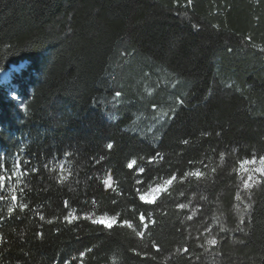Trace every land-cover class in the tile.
<instances>
[{
  "label": "trees",
  "instance_id": "obj_1",
  "mask_svg": "<svg viewBox=\"0 0 264 264\" xmlns=\"http://www.w3.org/2000/svg\"><path fill=\"white\" fill-rule=\"evenodd\" d=\"M21 63L0 83V264H264V177L241 173L264 157V0H0V76Z\"/></svg>",
  "mask_w": 264,
  "mask_h": 264
},
{
  "label": "snow or ice",
  "instance_id": "obj_2",
  "mask_svg": "<svg viewBox=\"0 0 264 264\" xmlns=\"http://www.w3.org/2000/svg\"><path fill=\"white\" fill-rule=\"evenodd\" d=\"M188 5L192 4V0H186ZM117 96L120 95L119 92L116 93ZM185 144L189 143V141L185 140L184 141ZM106 147L111 150L113 149V144L112 143H108L106 145ZM157 156H159V153L156 154ZM224 158L223 153L221 154V159ZM101 160L103 159V156H101L100 158ZM152 161H149V163H151ZM97 163H99V161H97ZM136 161L132 160L129 161L127 164V167L129 169H133L134 165H136ZM247 163V161L245 162ZM260 163L262 165L261 168L257 169L256 171L260 173V175L262 177H264V157H261ZM17 167H19V164H17ZM61 172L63 171V166H61ZM33 171H36L35 169ZM213 171H216L215 169H213ZM139 172L140 173H144L145 172V168L141 167L139 168ZM205 174L200 171V170H195V171H190L184 174L183 177H181V179H183L184 177H196L197 179H200L201 177H203ZM66 179H68V177L65 176H61L60 179L57 181V183H63ZM3 178H0V187H3V183H2ZM112 178L108 177L106 179H103L102 183L106 188H112V183H111ZM177 180V176L176 175H171L169 178L165 179L163 181V183H157V185L155 187H152L150 190H141V189H137V193H138V198L141 202L146 203V204H153L155 203L161 196L162 193H165L168 191L169 187ZM138 184H142V182L140 180H137ZM260 183V181L255 180L253 176L249 175L247 177V179H245L243 181V187L245 190L251 189L253 187V184H258ZM250 198V197H249ZM3 199H7V197H4L3 195H0V200ZM235 199L237 201H241V194L238 192L235 195ZM17 200L18 197L15 194V192H13V194L11 195V206H9L7 208V212L9 215H12L16 212L17 207L19 209V212H24L26 210V208H28V205L26 203H19L17 205ZM115 203V201H114ZM65 207L67 208L68 202L65 201L64 202ZM178 208L180 209H185L188 207L187 204H178L177 205ZM251 207L250 204H245L244 209L240 210L237 209L238 214L240 216V223H244V213L248 211V209ZM40 220H45V217L43 215H41ZM80 217H78L76 214L72 213V212H68L67 215L63 216L64 221H66L67 223L71 224L74 220L78 219ZM84 219H91L92 223L94 224H102L104 227L111 229L115 224H117V217L116 216H112V217H108V216H97L95 218H92L90 216L85 215L84 217H82ZM193 217L192 216H188L187 219L191 220ZM145 219L146 216L144 213H141L139 215V222L140 225H143L144 228H147V224L145 223ZM53 221L51 219L47 220V223H52ZM149 222L150 223H154V221H151V219L149 218ZM121 227H127L132 229L133 232H135V234L141 238H143L144 236V232L143 231H139L137 230V228L133 225L132 222H130L129 220H123L120 224ZM207 231V229H205ZM220 231H224V228L221 227ZM37 235H41L42 233H37ZM208 244L210 245H216L217 244V239L215 237L209 239L207 241ZM153 247H156L155 244L152 245ZM90 251V250H89ZM185 251H187V249H185ZM84 253H81V256H83Z\"/></svg>",
  "mask_w": 264,
  "mask_h": 264
},
{
  "label": "rangeland",
  "instance_id": "obj_3",
  "mask_svg": "<svg viewBox=\"0 0 264 264\" xmlns=\"http://www.w3.org/2000/svg\"><path fill=\"white\" fill-rule=\"evenodd\" d=\"M26 66H27V64H22L21 70L12 73L11 76H10V73L8 74V76H2V77L0 76V83L9 84L10 82H12L14 76L20 74L21 71H23L26 68ZM8 98L11 100H15V101L19 102V99L15 95V88L13 90L11 89V87L9 88ZM261 167H262V165H261L260 161L254 160L251 162H247L241 166V173L245 177V179H247V177L249 175H251L254 177L255 180H258L262 176L256 170L261 168ZM100 225H102V224H100Z\"/></svg>",
  "mask_w": 264,
  "mask_h": 264
},
{
  "label": "bare ground",
  "instance_id": "obj_4",
  "mask_svg": "<svg viewBox=\"0 0 264 264\" xmlns=\"http://www.w3.org/2000/svg\"><path fill=\"white\" fill-rule=\"evenodd\" d=\"M22 64H20L19 66H21Z\"/></svg>",
  "mask_w": 264,
  "mask_h": 264
}]
</instances>
